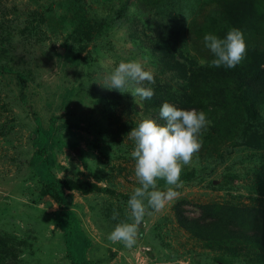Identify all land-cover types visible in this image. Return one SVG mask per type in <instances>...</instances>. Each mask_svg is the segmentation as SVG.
Instances as JSON below:
<instances>
[{
  "label": "rangeland",
  "instance_id": "rangeland-1",
  "mask_svg": "<svg viewBox=\"0 0 264 264\" xmlns=\"http://www.w3.org/2000/svg\"><path fill=\"white\" fill-rule=\"evenodd\" d=\"M233 27L245 58L209 66L203 36ZM133 59L154 70L151 99L101 86ZM165 101L210 123L178 197L149 209L127 249L107 237L139 186L128 133L164 123ZM35 118L52 135V174L90 189L64 190L83 264H264V0H0V264H70L59 207L30 168Z\"/></svg>",
  "mask_w": 264,
  "mask_h": 264
},
{
  "label": "clouds",
  "instance_id": "clouds-1",
  "mask_svg": "<svg viewBox=\"0 0 264 264\" xmlns=\"http://www.w3.org/2000/svg\"><path fill=\"white\" fill-rule=\"evenodd\" d=\"M203 42L213 57L211 67L234 68L247 52L244 33L235 27L230 28L224 38L206 33ZM154 77V70L146 69L141 61L121 60L110 72L103 74L101 86L120 94L130 93L141 100L151 99L154 90L143 84L145 81L154 84ZM159 118L164 123L144 117L128 133L134 142L130 156L135 161L134 173L139 186L133 189L127 201L125 219L120 220L107 237L113 244H123L127 249L137 244L144 217L151 215L149 209L160 212L178 197L175 189L182 186V171L201 149L202 132L210 123L203 111L181 109L167 101L160 106ZM160 180L164 181L166 190L159 188ZM119 215L113 210L112 219L117 220ZM21 258H27V254Z\"/></svg>",
  "mask_w": 264,
  "mask_h": 264
},
{
  "label": "trees",
  "instance_id": "trees-1",
  "mask_svg": "<svg viewBox=\"0 0 264 264\" xmlns=\"http://www.w3.org/2000/svg\"><path fill=\"white\" fill-rule=\"evenodd\" d=\"M155 54L160 57V54ZM181 60L183 61V59ZM34 134L35 142L33 145L35 151L30 161V168L40 182L43 194L48 195L59 207L57 212H55L54 222L61 231L65 253L70 264H83L80 254L82 250L87 248L88 241L80 230L78 220L66 207L68 197L64 193V190L82 189L85 192L90 189L85 184L62 181L52 174L50 166L53 158L47 151L48 138H51L52 135L50 134V130H43L41 128L37 118H35Z\"/></svg>",
  "mask_w": 264,
  "mask_h": 264
},
{
  "label": "water",
  "instance_id": "water-1",
  "mask_svg": "<svg viewBox=\"0 0 264 264\" xmlns=\"http://www.w3.org/2000/svg\"><path fill=\"white\" fill-rule=\"evenodd\" d=\"M67 201H69V199L67 198Z\"/></svg>",
  "mask_w": 264,
  "mask_h": 264
}]
</instances>
